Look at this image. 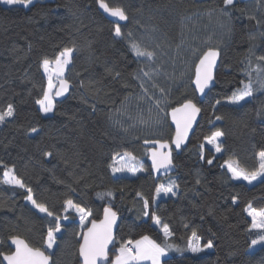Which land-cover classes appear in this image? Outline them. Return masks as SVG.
I'll return each mask as SVG.
<instances>
[{
    "label": "trees",
    "instance_id": "trees-1",
    "mask_svg": "<svg viewBox=\"0 0 264 264\" xmlns=\"http://www.w3.org/2000/svg\"><path fill=\"white\" fill-rule=\"evenodd\" d=\"M106 2L128 15L119 25L121 37L99 11V0H37L27 7L0 0V110L8 104L15 110L0 124V253L13 252L11 236L45 249L55 220L25 198L30 187L38 203L68 217L60 220L54 247L47 250L53 264H81L83 231L108 207L120 217L109 260L121 243L147 235L179 249L162 264H264V246L250 251L258 234L248 215L249 205L264 209V179L250 186L234 181L226 169L227 161L237 160L250 172L264 151V89L257 83L264 74L255 71L264 67L258 60L264 55V0H239L226 11L224 0ZM132 42L154 56L136 57ZM66 47L73 56L64 79L74 87L46 117L37 103L47 88L42 61L54 60ZM208 48L219 50L221 64L215 87L201 101L193 83ZM249 71L253 96L228 103ZM187 99L200 108L201 118L189 144L180 153L172 149L176 173L156 181L144 143L172 144L169 113ZM217 130L224 133L220 155L201 148ZM127 153L145 174L130 178L112 171L115 158ZM9 168L26 188L2 182ZM166 178L178 185L175 195L157 197ZM142 198L149 202L148 216ZM68 199L91 213L86 222L67 207ZM153 215L171 236L153 225ZM193 231L213 249L190 253Z\"/></svg>",
    "mask_w": 264,
    "mask_h": 264
},
{
    "label": "snow or ice",
    "instance_id": "snow-or-ice-1",
    "mask_svg": "<svg viewBox=\"0 0 264 264\" xmlns=\"http://www.w3.org/2000/svg\"><path fill=\"white\" fill-rule=\"evenodd\" d=\"M2 2L6 5H22L26 7L32 4L33 0H2ZM99 4L100 7L111 16L125 21L128 19V15L123 7L110 6L106 0H99ZM234 4L235 0H224L225 8L221 11H226L229 6H234ZM128 35L131 36V33ZM115 36H122L119 25L115 27ZM131 50L138 58L147 57L150 59L154 56L153 52L141 48L136 42L131 43ZM72 52V48L66 47L55 57L54 60L44 58L42 61V67L44 71L48 73V88L43 95V99L38 100L37 103L45 113L51 112L54 108L52 93L54 87L52 82L53 74L56 75L57 80L59 81V89L54 93L55 96H63L69 89V82L66 79H63V77L67 65L71 62ZM219 56L220 52L218 49L208 48V50L202 54L199 63L196 65L194 83L201 94L204 93V90L209 87L214 79L213 73ZM258 60L264 62V55L259 56ZM250 63L251 61H249V64ZM53 64L55 65L54 68L51 67ZM255 71L264 74V67L257 65ZM147 75L148 73L145 72L144 76ZM247 76L249 77L248 81L242 82L243 87L237 89V91L230 97V103L238 104L240 101L245 100L246 97L253 96L254 85L250 79L252 72H247ZM257 83L260 89H264V78L259 79ZM160 91L161 93L164 92L163 89H160ZM159 103L160 101H157V105H159ZM216 103L219 104L220 101L217 100ZM14 112L15 110L12 104H8L5 110H0V124H3L7 118L13 117ZM199 112L200 108H198L191 99H187L179 107L172 108L171 118L176 124V133L173 143L177 149H179L181 144L187 139L188 132ZM217 119H220V117H217ZM32 131L36 132L37 129L33 128ZM223 135L224 133L222 131L217 130L213 132L211 136L207 137V142L215 146L216 152L221 151V145L218 141ZM145 142L148 143V141ZM152 143L160 145L159 149L154 148L151 152L152 166L157 171L161 168L168 169L172 165L170 145L167 142L161 143L160 141H153ZM161 149H167V151H161ZM46 155L51 156L52 153H46ZM126 155L132 160L136 159L131 153H127ZM257 155L259 158L258 167L250 172L241 168L237 160L227 161V168L228 171L231 172L232 178L237 180L243 179L251 183L258 178L264 177V151H260ZM208 163L211 164L212 160H208ZM140 170L141 169L136 165L132 164L112 168L113 172L129 171L135 173ZM3 176L4 179L2 182L5 184H13L20 188L27 187L24 182L15 175L14 169L12 168L7 169L3 173ZM173 187H178V185L174 182L168 187L161 185L156 190L157 197L161 191L165 193L172 192ZM107 195L112 196V193L109 192ZM25 198L30 201L39 212L46 213L47 216L53 217L55 220V227L47 230L46 246L44 250L30 246L27 241L21 239L19 236L9 237L11 244L15 246V250L11 253H0V257H2L0 264H3V262H6V264H53L52 254H47V250L52 249L56 242V233L60 232L61 229L60 220H67L68 217L66 215L63 217L54 215L53 212L49 211L45 204L38 203L37 200L33 198L32 189L30 187L27 188V195ZM142 199L145 209L143 215L148 216L149 213L147 209L149 202L146 198ZM65 204L68 208H72L80 213L81 224H83L87 220V217L91 215L89 211L81 208L78 204H74L71 199L66 200ZM248 214L252 217V228L259 230L257 238L251 241L252 245L264 243V209L252 208V206L249 205ZM152 219L155 224H161V218L159 216L153 215ZM116 220L117 213L113 211L111 207H108L104 209L103 220L99 223L95 220L90 222L91 227H89L87 232L82 235V243L79 246V255L82 257V264H144L145 261H150L151 264H161V258L165 257L168 251L173 247H176L174 245H166L162 247L149 236L145 235L138 240H128L127 242L121 243L118 249H116L114 259L109 260V245L113 244V247H115L113 227ZM162 231L165 237L172 235L167 224L162 225ZM198 240L199 237L197 236V233L193 231L189 247L194 253L202 252L204 248L210 249L213 247L210 240L203 247L198 243ZM177 250L179 249L177 248Z\"/></svg>",
    "mask_w": 264,
    "mask_h": 264
},
{
    "label": "water",
    "instance_id": "water-1",
    "mask_svg": "<svg viewBox=\"0 0 264 264\" xmlns=\"http://www.w3.org/2000/svg\"><path fill=\"white\" fill-rule=\"evenodd\" d=\"M98 8H99V11H100V12H101V13H102V14H103V15H104V16H105L110 22H112L113 24H116V25H125V24L128 22V19L125 21V20H120V19L117 18V17H113V16H111L109 13L105 12L103 8L100 7V4H99V3H98ZM198 63H199V62H198ZM220 64H221V53H220V56H219L218 59H217L216 67H215V69H214V73H213V74H214V79H213V81L211 82V84L209 85V87L206 88V89L204 90V93H203V94H201V93L198 91V89H197L195 83H193L194 88H195V90H196V93H197V95H198V98H199L201 101H203V100L206 98V96L209 94V92L215 87V83H216V73H217V70H218ZM194 80H195V78H194ZM67 81H68V80H67ZM68 82H69V81H68ZM57 84H58V86H57V88H56V91L59 89V81H57ZM69 85H70V86H69L68 91H67L63 96H55V95H54V98H55V101H56V102H63L66 98L69 97V95H70V93H71V90H72L73 87H74L73 84H71L70 82H69ZM56 91H55V92H56ZM196 106H197V105H196ZM178 107H179V106H178ZM197 107H198V106H197ZM198 108H199V107H198ZM171 111H172V110H171ZM171 111H170V113H169V118H170V121H171L172 127H173V129H174V137H173V140H174V138H175V133H176V124H175V122H174V121L172 120V118H171ZM200 118H201V110H200V112L196 115L195 121L193 122L192 127H191V129L189 130V132H188L187 139L185 140L184 143L181 144V146H180L179 149H177V148L175 147V144L173 143V140H172V144L168 143V144L170 145V147H171V157H172V165H171L168 169H163V168H161L159 171H157V170L152 166L151 152H152V150H153L154 148H155V149H159V148H160V145H159V144H154V143H152V142H148V143L145 142V143H144V147L148 149V163H149V165H150V173L153 175V177L155 178L156 181H158V180H160V179H162V178H165V177L171 176V175H173V174L176 173L177 168H176V166H175V164H174V161H173V151H172V149H174L177 153H180L181 150L184 149V148L189 144V142H190V140H191V137L193 136V134H194V132H195V130H196V128H197V125H198V123H199ZM161 143H164V142H161ZM161 151H167V149H161ZM103 219H104V213H103L102 218H101L99 221H96V222L99 223V222H100L101 220H103ZM119 225H120V217L117 215V220H116V223H115V225H114V227H113L114 245H116V234H117V230H118ZM89 227H91V223H90L89 226L83 231V234L87 232V230H88ZM8 243H9L11 249L14 251V250H15V246L11 244V241H10V240H9ZM81 243H82V239H81ZM113 248H114V247H113V244H110V245H109V256H110V252L112 251ZM79 257H80V263L82 264V257H81L80 255H79ZM3 264H6V262H3Z\"/></svg>",
    "mask_w": 264,
    "mask_h": 264
},
{
    "label": "rangeland",
    "instance_id": "rangeland-1",
    "mask_svg": "<svg viewBox=\"0 0 264 264\" xmlns=\"http://www.w3.org/2000/svg\"><path fill=\"white\" fill-rule=\"evenodd\" d=\"M37 0H33V3L34 2H36ZM237 1H239V0H235V2H237ZM241 1H243V0H241ZM245 1V0H244ZM1 2H2V0H1ZM32 3V4H33ZM2 4L3 5H5V6H12V5H6V4H4L3 2H2ZM31 5V4H30ZM29 6V5H28ZM27 7V6H26ZM72 56H73V52H72ZM71 60H72V58H71ZM70 64H71V62L67 65V67H66V69H65V73H64V77H63V79L65 78V75H66V73H67V70L69 69V66H70ZM51 67H55V65L53 64V65H51ZM43 71H44V69H43ZM44 74H45V76H46V78H47V88H48V73H46L45 71H44ZM57 77H56V75L55 74H53V76H52V82H53V85H54V87H53V89H52V93H53V102H54V108H55V98H54V93H55V91H56V88H57V86H58V84H57ZM47 88H46V91H47ZM249 97H246L245 98V100H243V101H240L238 104H241V103H243L244 101H246L247 99H248ZM228 103H230L229 101H228ZM232 104V103H231ZM38 106H39V109L41 110V106L38 104ZM54 108H53V110L51 111V112H48V113H45V112H43L42 110H41V112H42V114L44 115V116H51L52 114H53V112H54ZM218 143H220V145H221V137L219 138V141H218ZM203 147H201L202 149H205V148H209L210 150H212L214 153H215V155H220V153H221V151L220 152H216V150H215V146L214 145H212V144H209L207 141L202 145ZM128 164H132V165H136L139 169H141L140 171H136L135 173H133V172H129V171H124V172H115L116 173V175H119V176H122V177H130V178H133V177H137V176H139V175H142V174H145L146 173V171L143 169V168H141L137 163H136V161L135 160H132L129 156H127V155H121V156H118V157H116L115 158V167H120V166H123V165H128ZM226 169L228 170V168H227V164H226ZM230 174H231V172H229ZM231 176H232V174H231ZM264 179V177H261V178H258L257 180H255V181H252L251 183H249L248 181H246V180H243V179H239V180H237V179H234L233 178V180L234 181H237V182H245L246 184H248V185H250V186H253V185H255V184H257L258 182H260L261 180H263ZM172 183V180L170 179V178H166V181H164V183H163V185L165 186V187H168L170 184ZM9 185H11V186H16V185H13V184H9ZM18 187V186H17ZM174 193V189H172V192H168V193H165V192H163V191H161V197H164V196H168V195H175V194H173ZM30 202V201H29ZM30 204L35 208V206L30 202ZM36 209V208H35ZM38 212H39V210L38 209H36ZM41 213V212H40ZM41 214H46V213H41ZM249 215V214H248ZM249 217L252 219V217L249 215ZM87 221V220H86ZM85 221V222H86ZM153 225L155 226V227H157V228H159L161 231H162V224H160V225H157V224H155V222H154V220H153ZM255 231L257 232V234H258V232H259V230L258 229H255ZM163 232V231H162ZM59 233V232H58ZM257 238V237H256ZM192 239V238H191ZM198 243L201 245V247H203L204 245H202L199 241H198ZM264 246V243H262V244H257V245H251V249H250V251L251 252H255L256 250H258L259 248H261V247H263ZM54 247V246H53ZM53 249V248H52ZM52 249H50V250H52ZM213 248H204V250L203 251H211ZM177 250H176V248H172L170 251H168V253H167V255L165 256V257H162L161 258V264H162V261L164 260V259H166V258H168V257H171L172 255H174V253L176 252ZM202 251V252H203ZM189 252L190 253H194V252H192L191 251V249L189 248ZM199 253V252H198ZM144 264H151V262L150 261H145L144 262Z\"/></svg>",
    "mask_w": 264,
    "mask_h": 264
},
{
    "label": "crops",
    "instance_id": "crops-1",
    "mask_svg": "<svg viewBox=\"0 0 264 264\" xmlns=\"http://www.w3.org/2000/svg\"><path fill=\"white\" fill-rule=\"evenodd\" d=\"M231 175V174H230ZM232 177V176H231Z\"/></svg>",
    "mask_w": 264,
    "mask_h": 264
}]
</instances>
